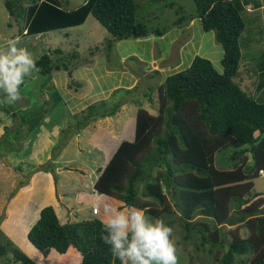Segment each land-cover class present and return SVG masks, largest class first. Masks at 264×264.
Instances as JSON below:
<instances>
[{
	"label": "trees",
	"instance_id": "1",
	"mask_svg": "<svg viewBox=\"0 0 264 264\" xmlns=\"http://www.w3.org/2000/svg\"><path fill=\"white\" fill-rule=\"evenodd\" d=\"M41 1L48 5L52 2L4 0L11 22L13 18L15 23L19 22L17 35L47 32L32 30ZM235 1L193 0L195 11L191 14L183 13L174 2L166 5L175 10L177 19L173 26L199 19L203 32H214L215 41L223 49L221 73L208 59L196 55L187 68L167 76L156 95L140 81H131L123 88L115 85L106 100H88L79 120L75 121L77 115L71 116L75 122L63 129L66 132L61 130L64 136L57 147L99 118L119 117L122 106H140L141 101L155 97L156 114L137 109L132 141H121L104 167L97 169L94 192L121 201L135 212L142 209L153 219L165 218L168 225L176 219L183 231V241L192 243L199 255L206 244H210L208 255L217 247L222 250L221 256L215 257L217 264H264V194L253 192V179L264 170V102L233 80L238 75L239 38L245 28L241 12L249 5L247 0H239L236 6ZM138 6L134 0H88L63 17L65 21L70 18V24H79L91 15L108 33V55L116 42L145 37L146 25L138 27L144 21L137 14ZM7 25L11 27V23ZM154 32L159 37L164 33L157 28ZM99 51L105 54L99 48L90 49L84 58L77 51L66 56L61 49L44 53L36 60L41 69L37 74L39 84L44 83L41 79L51 80L53 73L62 72L68 91L81 93L85 84L76 77L77 69L96 63L92 57ZM131 74L137 76L132 71ZM25 103L26 111L33 109L29 101ZM4 107L13 111L11 106ZM230 147L235 149L230 158L233 167L215 168L216 153ZM247 154H251V165L247 164ZM45 167H38L37 172ZM171 215L176 216L173 221ZM101 222L97 218L61 222L53 206H45L26 235L28 243L39 252L38 258L14 247L2 232L0 257L11 255L15 264H45L51 252L65 255L72 248L80 264H120L118 259L113 260L109 246L100 238ZM225 224L240 225L229 229L226 238L221 233ZM181 261L179 257V264Z\"/></svg>",
	"mask_w": 264,
	"mask_h": 264
},
{
	"label": "rangeland",
	"instance_id": "2",
	"mask_svg": "<svg viewBox=\"0 0 264 264\" xmlns=\"http://www.w3.org/2000/svg\"><path fill=\"white\" fill-rule=\"evenodd\" d=\"M51 1V5L36 2L38 6L32 30L46 29L44 36H19V22L15 23L14 18L11 22L4 0H0V47L6 46L9 39L19 36L21 44L18 46L26 47L36 60L54 49H61L63 56L77 51L84 58L90 49L99 48L104 50L106 58L103 59L104 55L99 51L92 57L97 60L96 63L77 69L76 77L85 84L79 94L69 92L65 85L66 77L62 72H57L53 73L52 80L41 79L43 84H39L37 77L26 78V86L21 90L23 99L11 106L14 112L0 106V232L14 247L34 259L38 258L39 252L28 243L26 235L41 208L53 206L61 222H75L89 218L105 220V204L125 207L121 201L94 193L92 185L98 176L97 169L104 167L117 145L121 141H132L137 109L141 107L154 115L157 100L155 97L152 101L145 99L140 106L128 103L119 109V117L90 123L80 134L71 136L57 147L66 132L65 127L73 123L71 111L83 107L82 103L106 100L111 88L115 85L123 88L130 85L131 81L144 83L156 95L157 88L164 79L187 68L196 55L208 59L217 72H222L220 62L223 49L215 41L214 32H203L199 19H194L192 24L188 22L186 25L182 23L178 27L173 26L177 16L175 10L166 5L174 2L176 7L183 9V13L191 14L195 11L193 0H134L139 5V18H144L138 27L146 25L143 30L145 37L116 42L108 55L105 45L108 33L91 15L86 16L79 24H70L71 19L65 21L63 17L67 12L83 6L86 0ZM247 1L253 7L264 2ZM235 2L236 6L240 3L239 0ZM241 15L245 22L239 38L241 61L238 75L233 80L245 90L247 87L250 89V84L253 83L244 78L240 82V74L247 72L255 83L261 81L258 72L261 65L264 66V10H257L252 14L243 10ZM10 23L11 27H8L7 24ZM65 23L67 25H63ZM155 28L164 31L162 37L155 34ZM157 70L158 74L152 78ZM131 71L137 76H130ZM254 86L255 84L253 88ZM262 88L264 86L259 90ZM248 93L255 96L253 91ZM26 101L31 103L32 110L26 111ZM21 103L22 107L17 108ZM11 132L14 134H8ZM99 133H105L109 137ZM93 137L94 140L90 143L89 138ZM234 151L232 147L218 151L214 158L215 168H232L234 162L230 158ZM246 157L251 165L250 154ZM40 166H46L47 170L44 168L46 171L42 169L37 172ZM253 185L254 193L264 194V176L253 179ZM167 196L170 198V195ZM148 200L150 199L146 201ZM127 210L135 213V210ZM145 216L151 221L156 220L147 214ZM173 218L176 216L172 217V221ZM228 224L221 228V233L226 238L229 229L240 225ZM169 226L174 230L181 264H217L214 262L215 257L221 256L222 250L218 251L220 249L217 247L208 255L207 248L210 244H206L203 249L205 251L199 255L192 243L183 241V231L176 219ZM242 229L240 233L244 236ZM11 258V255L0 257V264H15ZM45 264H80V258L72 248L65 255H58L53 251Z\"/></svg>",
	"mask_w": 264,
	"mask_h": 264
},
{
	"label": "clouds",
	"instance_id": "3",
	"mask_svg": "<svg viewBox=\"0 0 264 264\" xmlns=\"http://www.w3.org/2000/svg\"><path fill=\"white\" fill-rule=\"evenodd\" d=\"M20 44L17 36L0 47V106L21 101L26 78L36 79L41 71L32 53ZM259 175L264 176V170ZM104 214L100 238L109 246L113 260L118 259L120 264H179L174 230L162 219L151 221L142 209L133 214L126 206L110 204L104 205Z\"/></svg>",
	"mask_w": 264,
	"mask_h": 264
},
{
	"label": "crops",
	"instance_id": "4",
	"mask_svg": "<svg viewBox=\"0 0 264 264\" xmlns=\"http://www.w3.org/2000/svg\"><path fill=\"white\" fill-rule=\"evenodd\" d=\"M87 1V0H86ZM86 1L84 2V4L86 3ZM83 4V5H84ZM82 7V6H81ZM80 7H78V8H75V9H79ZM257 8H259V9H257ZM257 10H264V2H262L261 1V5L260 6H256V7H253L251 4H249L247 7H245V9H244V11H246L248 14H252V13H254L255 11H257ZM33 18V16L29 19V22L31 21V19ZM192 22L193 21H191V24H192ZM186 25V24H185ZM25 33V32H24ZM44 34L45 33H37V34H35V35H33V36H44ZM223 53V52H222ZM241 61V60H240ZM240 64V63H239ZM259 79H261V81H259V83L257 84V83H255V81L254 80H252V79H250L249 77H248V74H247V72L246 73H243V75H241L240 74V76H239V78H240V82L242 81L241 80V78H244V79H246L247 81H252V85L250 84V90L251 91H253L254 93H255V97L258 99V100H261V101H263L264 100V89L262 88L261 90H259L260 89V87L261 86H264V66L263 65H261V69L259 70ZM52 80V79H51ZM132 84H134V83H132ZM255 84V86H254V88H253V85ZM252 88V89H251ZM85 107H86V105H85V103H84V106L83 107H79L77 110H75V111H71V114H70V116H75V115H77V117L75 118V121H77V120H79L80 118V112H81V110H84L85 109ZM113 117H105V118H99V119H97V120H103V119H112ZM97 120H95L94 122H96ZM75 121H73V123L75 122ZM94 122H92V123H94ZM95 127V126H94ZM94 129V128H93ZM99 134H103L104 136H107V137H109L107 134H105V133H99ZM89 136H93V135H89ZM114 137V136H113ZM104 139L106 140V141H109L110 143H111V141L108 139V138H106V137H104ZM94 140V137L93 138H89V142L91 143V141H93ZM105 144H106V142H104ZM247 160H248V158H247ZM251 160V159H250ZM248 164V163H247Z\"/></svg>",
	"mask_w": 264,
	"mask_h": 264
},
{
	"label": "built area",
	"instance_id": "5",
	"mask_svg": "<svg viewBox=\"0 0 264 264\" xmlns=\"http://www.w3.org/2000/svg\"><path fill=\"white\" fill-rule=\"evenodd\" d=\"M260 173L263 174V171H261Z\"/></svg>",
	"mask_w": 264,
	"mask_h": 264
}]
</instances>
